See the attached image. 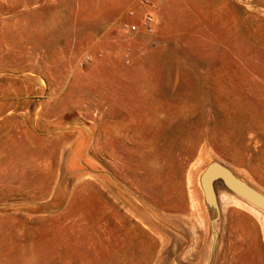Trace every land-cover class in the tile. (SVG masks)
<instances>
[{"label":"rangeland","instance_id":"374dc122","mask_svg":"<svg viewBox=\"0 0 264 264\" xmlns=\"http://www.w3.org/2000/svg\"><path fill=\"white\" fill-rule=\"evenodd\" d=\"M151 1L0 0V264H264L218 191L213 252L200 184L217 160L264 192V0Z\"/></svg>","mask_w":264,"mask_h":264},{"label":"water","instance_id":"95a60500","mask_svg":"<svg viewBox=\"0 0 264 264\" xmlns=\"http://www.w3.org/2000/svg\"><path fill=\"white\" fill-rule=\"evenodd\" d=\"M200 184L204 191L205 203L211 215L214 233L213 252L218 242V223L221 217L216 189L218 184L264 213V192L238 176L230 167L220 161L212 160L209 162L200 175Z\"/></svg>","mask_w":264,"mask_h":264},{"label":"crops","instance_id":"0c3cea01","mask_svg":"<svg viewBox=\"0 0 264 264\" xmlns=\"http://www.w3.org/2000/svg\"><path fill=\"white\" fill-rule=\"evenodd\" d=\"M128 2V1H131V0H125V2ZM116 4V3H115ZM67 136V135H66ZM32 141H41L43 144L41 146V150H44L45 152L48 151L49 152V157L51 158L52 155H53V152L54 151H58V150H61L63 148V146H67V140H66V137L65 139L63 140L62 136L59 137V139H56V141H53L52 139H47L48 137H46L45 135L42 136L40 135L37 139L36 136H33L32 137ZM21 141V144H19V141H18V146H17V154H18V157L20 158H27V157H31L28 152H29V149H28V145H27V138H23V139H20ZM48 142V143H46ZM54 142H55V145H54ZM64 143V144H63ZM8 147V146H7ZM9 148V147H8ZM15 148L16 147H13L11 146L10 147V153L12 154L14 151H15ZM7 152L8 149L6 150ZM6 151L4 150V148L2 146H0V155L4 152L6 153ZM34 151H35V146L32 145V174L35 176L36 174V167H40V166H44L46 165L47 163L51 164V161L49 159V161L46 160V158L44 160H40L38 159V157H36V155H34ZM24 166L27 167V161L26 163L24 164ZM41 173H45V169L42 167L41 169ZM26 168H25V171L22 172L21 176H22V179L25 180L27 178V172H26ZM35 177L32 178V189H41L42 192H45V191H51L52 187L50 185L51 182L48 180V177H42L41 179V182H40V185L38 187L36 181H35ZM49 181V182H48ZM49 194V193H48ZM35 195V194H34ZM33 195V197H34ZM47 195V194H46ZM51 198V196L48 198V200ZM35 202V201H33ZM37 214H35L34 212H32V215L29 214L27 215V221H30L31 220H36L37 219ZM5 219V220H3ZM3 226H5V229L7 230H13L15 233H19V230H20V226H19V223H18V220H16V218L14 217H10V216H5L3 215L2 213H0V231L3 229ZM11 237H13V235H10Z\"/></svg>","mask_w":264,"mask_h":264},{"label":"bare ground","instance_id":"6f19581e","mask_svg":"<svg viewBox=\"0 0 264 264\" xmlns=\"http://www.w3.org/2000/svg\"><path fill=\"white\" fill-rule=\"evenodd\" d=\"M216 189L219 192L220 197L222 199H225L226 204L238 205V206L250 211L258 219H263V221H264V213L262 211H260L258 208H256L255 206L239 199L237 196H235L234 194L227 191L220 184L217 185Z\"/></svg>","mask_w":264,"mask_h":264},{"label":"built area","instance_id":"2783aa9c","mask_svg":"<svg viewBox=\"0 0 264 264\" xmlns=\"http://www.w3.org/2000/svg\"><path fill=\"white\" fill-rule=\"evenodd\" d=\"M147 4L154 6L151 0H144ZM144 28L148 32H153L155 28V18L153 13L147 14L141 21L134 22L127 26L129 32H137Z\"/></svg>","mask_w":264,"mask_h":264}]
</instances>
